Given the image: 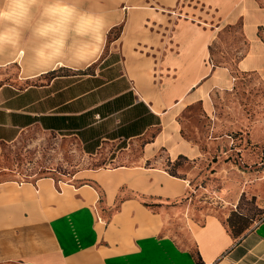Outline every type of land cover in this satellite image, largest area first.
Here are the masks:
<instances>
[{
    "label": "crops",
    "instance_id": "obj_1",
    "mask_svg": "<svg viewBox=\"0 0 264 264\" xmlns=\"http://www.w3.org/2000/svg\"><path fill=\"white\" fill-rule=\"evenodd\" d=\"M187 2L179 6L186 18H177V29L167 35L170 47L159 31L128 29L106 35L82 68L62 63L50 70H74L48 77L44 70L28 76L41 77L38 83L0 86V144L36 126L75 137L88 156L124 162L89 170L81 183L75 176L0 179V264H264V217L234 236L214 213L190 224L166 204L185 192L189 179L158 166L199 152L182 135L179 118L199 103L208 115L211 89L233 78L229 67L209 69L214 36L190 19L210 17L222 25L241 19L249 44L236 70L257 75L264 85V44L257 35L264 30V8L245 0L231 4L228 14L204 0ZM139 142L140 153L131 158L126 146Z\"/></svg>",
    "mask_w": 264,
    "mask_h": 264
},
{
    "label": "rangeland",
    "instance_id": "obj_2",
    "mask_svg": "<svg viewBox=\"0 0 264 264\" xmlns=\"http://www.w3.org/2000/svg\"><path fill=\"white\" fill-rule=\"evenodd\" d=\"M204 1L227 9L229 14L231 4L242 6L245 0ZM252 1L264 8V0ZM185 2L179 0L174 7L175 0H102L109 13L105 36L110 39L128 29L159 31L166 37L161 35V43L170 47L167 35L177 29V18H186L182 11L179 13V6ZM190 20L193 27L198 25L207 29L209 37L214 36L208 48L209 69L229 67L234 79L229 78L224 88L211 89L208 115L199 103L188 106L179 118L182 135L193 141L199 152L193 158L180 155L173 162L164 159L158 166L171 176L189 179L185 192L166 204L190 224L191 220L200 223L205 214L214 213L231 234L240 236L264 217V85L257 75L236 70V62L249 44L243 36L241 19L226 25L210 17L205 21ZM257 35L264 44L262 27ZM67 69L74 70L56 67L46 76ZM31 74L34 73L25 70L22 60L0 67V86L17 83L23 87L40 82L41 77L28 78ZM140 145L130 144L125 152L136 157ZM122 162L123 159L107 162L101 155L88 156L75 137L44 132L36 126L23 131L13 142L0 144V179L65 181L75 176V181L80 182L89 170L112 169ZM185 183L188 185L187 180ZM120 201L119 195L111 211L118 208ZM147 203L156 209L152 201ZM184 235L181 233L180 238L184 239Z\"/></svg>",
    "mask_w": 264,
    "mask_h": 264
},
{
    "label": "clouds",
    "instance_id": "obj_3",
    "mask_svg": "<svg viewBox=\"0 0 264 264\" xmlns=\"http://www.w3.org/2000/svg\"><path fill=\"white\" fill-rule=\"evenodd\" d=\"M108 28L102 0H0V67L21 60L32 73L83 67Z\"/></svg>",
    "mask_w": 264,
    "mask_h": 264
}]
</instances>
